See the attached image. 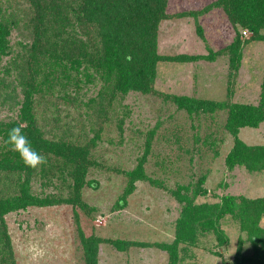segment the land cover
<instances>
[{
    "label": "trees",
    "instance_id": "16d2710c",
    "mask_svg": "<svg viewBox=\"0 0 264 264\" xmlns=\"http://www.w3.org/2000/svg\"><path fill=\"white\" fill-rule=\"evenodd\" d=\"M167 8L168 0H0V113L10 112L7 119H0V137L20 125L33 147L47 157L46 165L26 168L0 141V264H16L6 215L29 207H83L81 191L94 188L87 175L95 165L91 151L103 134L101 125L109 123L120 139L129 115L122 104L125 97L131 92L162 96L154 88L159 63L213 62L228 53L230 69L236 73L243 48L238 29L249 31L251 40L264 42V0H216L201 11L174 15ZM213 9L221 10L236 30L230 45L217 52L209 50L207 55L159 54L163 22L194 18ZM12 33L20 39L17 49L10 41ZM196 33L203 39L199 25ZM4 58L8 60L4 62ZM261 89L257 105L234 103L229 97L225 101L164 98L189 116L225 115L223 128L232 138L224 158L226 169L243 167L260 175L264 174V144L248 145L239 134L264 123V78ZM153 133L145 136L144 153L134 169L124 172L127 183L118 208L126 207L137 182H152L144 164ZM54 179L55 189L66 188L69 196L59 190L55 195L35 194L33 187L43 181L44 187L50 186ZM205 181L201 176L194 185H179L171 191L181 207L171 243L102 239L86 235L78 227L82 263L98 264L99 247L107 243L119 252L155 247L167 254V264H185L201 238L211 235L217 248L227 245L221 225L229 221L239 232L230 264H264V196L225 194L219 202L199 204L197 199L208 196Z\"/></svg>",
    "mask_w": 264,
    "mask_h": 264
},
{
    "label": "rangeland",
    "instance_id": "374dc122",
    "mask_svg": "<svg viewBox=\"0 0 264 264\" xmlns=\"http://www.w3.org/2000/svg\"><path fill=\"white\" fill-rule=\"evenodd\" d=\"M214 1L168 0L167 13L201 11ZM197 25L203 30V39L196 33ZM243 30L238 29L243 48L236 73L230 69L228 53L213 62L159 63L154 88L162 96L131 92L125 97L122 104L127 106L129 115L123 136L119 139L114 127L103 123V134L91 151L95 165H91L87 179L94 188L81 191L83 207H29L5 216L16 264H83L78 227L86 235L102 239L171 243L181 208L171 191L179 185H194L201 176L206 177L204 188L208 196L197 199L199 204L219 202L225 194L264 196V174H251L243 167L229 171L225 167L224 158L232 146V138L223 128L225 115L189 116L164 98L171 95L225 101L229 97L234 103L257 105L264 78V42L251 40L252 34L244 37ZM261 33L264 35V30ZM235 34L223 12L213 9L194 18L163 22L158 52L168 56L207 55L209 50L225 49ZM19 40L17 33H12L10 41L15 49ZM7 60L4 58V62ZM9 116L6 110L0 113V119ZM149 131L154 133L144 170L152 182H137L134 192L127 197L126 207L118 208L117 201L127 183L124 172L134 169L143 155L144 138ZM239 138L248 145H263L264 123L257 129H242ZM52 183L44 187L43 181L33 190L38 196L55 195L60 188L55 189V179ZM60 192L69 196L66 188ZM221 227L228 238L227 245L217 248L211 235L201 238L199 248H193L192 256L184 263L230 264L239 232L229 221ZM209 250L221 255H213ZM98 264H167V254L155 247H132L119 252L103 243Z\"/></svg>",
    "mask_w": 264,
    "mask_h": 264
},
{
    "label": "clouds",
    "instance_id": "9594fccd",
    "mask_svg": "<svg viewBox=\"0 0 264 264\" xmlns=\"http://www.w3.org/2000/svg\"><path fill=\"white\" fill-rule=\"evenodd\" d=\"M0 141L3 147L17 154L26 168L36 169L47 164V157L33 147L24 127L20 125L9 128Z\"/></svg>",
    "mask_w": 264,
    "mask_h": 264
},
{
    "label": "built area",
    "instance_id": "2783aa9c",
    "mask_svg": "<svg viewBox=\"0 0 264 264\" xmlns=\"http://www.w3.org/2000/svg\"><path fill=\"white\" fill-rule=\"evenodd\" d=\"M242 35L247 38V36L251 35V33L247 30H243Z\"/></svg>",
    "mask_w": 264,
    "mask_h": 264
}]
</instances>
